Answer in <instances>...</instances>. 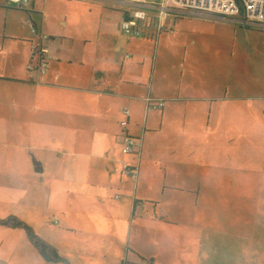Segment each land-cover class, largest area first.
Returning <instances> with one entry per match:
<instances>
[{"label":"crops","instance_id":"1","mask_svg":"<svg viewBox=\"0 0 264 264\" xmlns=\"http://www.w3.org/2000/svg\"><path fill=\"white\" fill-rule=\"evenodd\" d=\"M89 1L29 0L26 10L9 7L5 0H0V11L6 13L0 15V218L13 216L23 221L68 262L89 250L97 251L100 238L109 249L124 246L120 231L128 227L131 230L133 218L140 220L149 212L145 206L150 207L154 216L161 214V219L176 225L171 217L182 208L184 196L192 206H197L201 185L205 184L202 196L209 200L213 189H206L217 180L216 169L234 163L229 159L217 165L209 122L232 113L216 112L212 103L242 100L238 96L227 97L225 88L224 94L218 96L214 84L200 88L169 82L162 76L155 86L151 80L146 89L148 72L143 51L123 50L120 45L108 49L99 41V5L109 10L108 4L112 3ZM71 2L84 6L91 15L83 22L88 28H80V34L75 36L65 31L66 19L60 20L62 29L47 24L60 13L58 8L63 3ZM48 5L52 10L47 12ZM11 8L27 14L34 23V38L25 35L22 25L14 24V19L8 17ZM127 11H121L120 21ZM92 17H97L98 24ZM107 19L119 29L118 20ZM175 19V30L170 33L174 40L180 38L185 49L195 46L200 39L194 30L202 35L214 34L219 22H225L209 16ZM23 20L24 16L20 18ZM182 21L195 23L193 30ZM39 33L47 35L43 44L55 57L41 76L27 69L31 62L30 44L37 41ZM103 36L109 41V33ZM158 36L150 30L135 43L150 48L151 37ZM127 52L133 57H128ZM177 65L182 75L184 61ZM199 94L202 96H195ZM147 100L163 101L164 106L152 109ZM192 100L209 103L206 111L196 113L209 128L202 145L207 144V159L200 160L201 149L195 137L191 156H199L195 161L191 159L190 181L184 186V167L178 160L182 148L177 145V137L183 133L177 126L181 116L170 109L174 104ZM123 108L130 111L126 130L138 143L130 155L121 152L123 130L119 123ZM203 152L204 149L202 156ZM120 161L137 167L135 177L121 175ZM238 162L240 175L233 177L235 171L230 169L232 181L245 184L259 177L258 163L253 161L249 165L245 153L239 155ZM136 228L137 232L142 231L140 224ZM48 229L57 238L51 237ZM44 230L47 232H41ZM14 231L3 233L11 235ZM74 234L85 236L81 245L72 239ZM129 250L124 257L117 256L118 264H153L151 254L142 248L132 246Z\"/></svg>","mask_w":264,"mask_h":264},{"label":"rangeland","instance_id":"2","mask_svg":"<svg viewBox=\"0 0 264 264\" xmlns=\"http://www.w3.org/2000/svg\"><path fill=\"white\" fill-rule=\"evenodd\" d=\"M55 5L57 6V3ZM108 6L109 10H103L99 5V24L97 17H92L102 34L99 41L108 49L120 45L123 50L128 48L143 51L145 70L148 72L146 89L151 80L155 86L162 76L169 82H182L184 85L189 83L200 88L214 84L218 96L224 94L225 88L227 97L238 96L242 99L212 103L214 111L230 112L232 116L211 118L210 129L205 127L206 120L196 116V113L206 111L208 102L192 100L171 107L172 112L181 116L177 120V126L183 133L177 137V145L182 148L178 160L184 167L183 185L186 186L190 181L188 165L190 169V148L195 137L201 149L200 160L207 159V144L202 146L206 140L203 136H207V129L211 131L210 137L214 138L217 165L225 164L229 159L234 163L231 167L228 165L216 169L217 180L206 189H213L209 200H204L202 196L205 184L201 185L197 206H192L184 196L182 208L171 217L176 220V225L161 219V214L154 216L150 207L145 206L149 212L144 213L140 220L137 217L133 218L134 220L129 219L132 220L131 230L128 227L129 231H120L122 236L119 237H122L124 246L109 249L104 245L105 240L100 238L97 251L89 250L84 256L73 258L69 261L70 264H118L117 256L124 257L132 246L151 254L149 259H153V264H264V30L244 28L227 21L219 22L214 34L202 35L194 30L196 38L199 36L200 39L197 38L195 46L186 49L180 38L174 40L171 33L162 30L157 39L151 37L149 48L135 43V39H144L145 35L134 37L126 34L107 19L121 22V11L130 8L119 3ZM46 7L47 12L52 10L51 6ZM25 9L29 10L27 7ZM58 9L60 13L50 18L47 24L52 23L62 29L60 20L66 19L65 31L74 36L79 35L83 27L88 28L89 25L83 22H87L91 15L84 6L71 2L63 3ZM9 10L11 11H8L7 15L14 19V24L22 25L24 34L34 38L27 24V14H21L12 8ZM0 15L3 17L6 13L0 11ZM61 15H64V18ZM92 15L98 16L95 13ZM22 16L23 22L20 21ZM175 18L172 15L167 16L166 27L169 25L175 30L172 23ZM108 22L112 25L109 26ZM182 23L192 28L190 30H193L192 26L195 25L188 21ZM106 33H109V41L103 38ZM33 42H36V39ZM127 55L133 57L129 52ZM181 61L185 63L182 75L177 65ZM234 112H241L243 115L236 117ZM163 134L164 132L161 133ZM243 153L247 155L249 165L253 161L258 163L259 172V177L248 181L246 185L237 182L238 180L232 181L229 176L230 169L235 171L233 177L240 175L238 157L243 156ZM197 156L199 155L193 154L194 161ZM224 178L226 179L223 180ZM228 179L232 183L226 184ZM138 224L142 227L140 232L136 231ZM0 229V264H47L27 242L22 231L4 227ZM3 231L14 233L8 235ZM41 232L45 233L47 230ZM41 232L38 234H42ZM51 237L57 238V234H52ZM84 237L82 234H74L72 239L81 245L80 241L86 239Z\"/></svg>","mask_w":264,"mask_h":264},{"label":"built area","instance_id":"3","mask_svg":"<svg viewBox=\"0 0 264 264\" xmlns=\"http://www.w3.org/2000/svg\"><path fill=\"white\" fill-rule=\"evenodd\" d=\"M29 0H5L9 7L24 9ZM110 3H119L130 8L127 16L119 24V29L134 37L146 35L154 30L158 35L162 30L172 32L168 25L167 16H209L219 20L232 22L244 28H256L264 30V0H108ZM28 27L32 33L37 29L29 19ZM48 37L44 34L37 35V41L30 44L31 62L27 65L29 71L37 75H44L49 63L55 60L54 55L43 44ZM148 107L160 109L164 106L163 101L152 102L147 100ZM130 111L123 108V119L119 126L123 130L121 135V152L130 155L138 146L137 141L131 137L126 128ZM120 173L123 176H134L137 167H132L124 161H120ZM118 198V196H116Z\"/></svg>","mask_w":264,"mask_h":264},{"label":"trees","instance_id":"4","mask_svg":"<svg viewBox=\"0 0 264 264\" xmlns=\"http://www.w3.org/2000/svg\"><path fill=\"white\" fill-rule=\"evenodd\" d=\"M126 14L127 13L125 12L124 15L127 16ZM0 227H4L9 230L22 231L27 242L33 247L34 251L44 262H61L63 264H69L67 260L63 259L59 255L58 251L54 247L38 238L31 227H29L26 223L19 220L18 218L8 216L6 218L0 219Z\"/></svg>","mask_w":264,"mask_h":264},{"label":"water","instance_id":"5","mask_svg":"<svg viewBox=\"0 0 264 264\" xmlns=\"http://www.w3.org/2000/svg\"><path fill=\"white\" fill-rule=\"evenodd\" d=\"M16 9H18V8H16Z\"/></svg>","mask_w":264,"mask_h":264}]
</instances>
